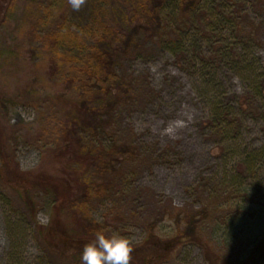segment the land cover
Instances as JSON below:
<instances>
[{
  "label": "rangeland",
  "instance_id": "rangeland-1",
  "mask_svg": "<svg viewBox=\"0 0 264 264\" xmlns=\"http://www.w3.org/2000/svg\"><path fill=\"white\" fill-rule=\"evenodd\" d=\"M241 1L248 27L237 31L226 25L219 44L227 47L215 54L195 29L181 48L189 58L167 40L149 39L142 29L131 33L128 44L123 32L116 44L107 38L99 42L103 48L117 46L113 72L102 84L119 95L100 103L98 120L104 127L77 128L74 146L66 152L71 153L78 137L83 144L102 141L109 147L113 132L120 131L144 155L115 159L104 171L106 190L85 203L86 214L100 218L105 232H120L140 248L147 224L157 222L169 230L168 217L161 220L164 210L180 209L193 217L207 195L234 183L228 201L217 204L215 219L196 217L203 219L199 229L205 225L199 233L221 248L235 241L252 247L264 240V197L259 194L264 191V157L254 178H245L239 165L254 150L264 154V0ZM105 3L101 12L96 0H86L79 10L70 0H0V127L21 172L63 176L65 162L55 160L56 154L51 160L43 154L65 122V104L55 96L66 89L80 94L77 84L66 83L67 77L98 44L102 15L116 8L109 0ZM65 16L74 23L70 29L63 27ZM48 34L61 36L53 52L43 42ZM25 88L32 93L29 101L17 96ZM214 108L221 122L215 120ZM85 172L90 175L94 167ZM20 187L25 192L27 186ZM34 195L38 210L32 220L22 197L0 183V264H82L81 259L61 260L49 252L37 228L50 225L52 202L41 192ZM68 218L64 220L70 223ZM253 260L264 264V250ZM156 264L206 263L202 249L187 244Z\"/></svg>",
  "mask_w": 264,
  "mask_h": 264
},
{
  "label": "trees",
  "instance_id": "trees-1",
  "mask_svg": "<svg viewBox=\"0 0 264 264\" xmlns=\"http://www.w3.org/2000/svg\"><path fill=\"white\" fill-rule=\"evenodd\" d=\"M106 1L96 0V9L101 12L105 11L107 9L105 4H108L105 3ZM201 1L109 0L110 3L115 4L116 8L108 10L106 15L105 13L102 15L104 19L98 44L87 51L84 61L78 60L80 66L74 68L72 77H67L66 83L68 85L70 83L77 84L81 95H71L69 89H66L55 96L65 104V122L59 129L60 133L56 134L55 132L52 146L43 149V154L45 157H50L49 160L56 154L59 158L55 160L62 161V164L65 162L63 176L50 175L45 171H39V174L34 176L29 175L31 172H21L15 160L14 151L9 147L6 136L4 137L5 130L0 127V183L11 188L19 194L20 198L22 197L21 199L25 201L26 211L32 220L36 218L38 210L33 199L35 192H41L51 199L50 225L48 227L40 226L37 229L42 240L46 242L49 252L51 251L61 260L73 259L77 262L78 259H81L83 246L94 239L97 231L102 230L101 225L86 214L84 207L93 194L99 195L106 190L105 168L112 165L119 156L126 154L132 155L134 160L144 157L132 141L124 140L120 131L122 135L118 131L113 132L114 136L111 135L112 144L109 147H106L102 141L83 144L78 137V144L75 143V148L72 147L71 153L66 152L70 146H74L72 140L77 128L85 131L87 128H91L93 131H97L104 127L100 118L98 120L102 109L100 103L103 100L111 102L119 95H113L111 90L102 84V81L109 78L113 72V62L117 56L114 49L116 50L117 46L110 45L112 49L103 48L100 47L101 43L99 42H104L107 38L109 43L115 42L116 44L119 41L118 36L123 32L128 38L125 41L128 44L132 38L131 33L142 29L147 32L149 39L155 42L167 40L169 43L177 45L176 48L184 51L181 49L184 46V40L190 35V31L195 29L211 43L212 51L215 54L227 47L219 44L222 39L220 34L226 25L237 31H244L248 27L245 2L241 0H207L202 4ZM69 20L67 16L63 18L64 28L70 29L73 26L74 23H69L71 22ZM60 41L61 36L60 39L49 34L43 36V42L45 45L49 44L50 52L54 51L53 48H57ZM68 57L66 56V58ZM183 57L189 58L186 52ZM62 58L60 56V60H63ZM67 60L70 61L69 58ZM204 69L207 76V66H204ZM30 93L31 90L25 88L17 96L22 95L29 101L32 94ZM51 98L55 99L53 96ZM214 110L216 120L219 118V111L216 108ZM253 152L246 155V159L239 163L242 172L245 173L244 177L248 179L258 175L259 162L264 157V154L260 156L258 153L256 154L255 150ZM76 163H78V170L72 168ZM90 167H94V172L85 175L86 169ZM97 180L99 182H96ZM21 185H26L30 192L26 187L24 188L25 192H22ZM233 186H235L234 183ZM233 186H230V183H224L221 188L212 193L214 196L211 193L209 195L211 197L207 195L201 204L200 214L197 213L193 217H190L186 212L182 213L180 209L164 210L161 220L168 217L169 230L161 229L157 222L147 224L146 237L140 244V248L133 246L130 264H156L168 260L178 248L187 244H193L202 249L206 264H255L254 255L264 250V240L252 247L243 241H235L230 243L227 248H221L222 245L218 246V243L212 245L199 233L205 226L203 224L199 229V223L209 217L212 220L215 219L213 215L215 209H219L221 203L228 201L229 191ZM259 194L264 197V191L260 190ZM74 197L76 198L72 199ZM218 203L220 204L217 205ZM67 213L69 215L65 216ZM199 215H202L203 219L195 220ZM67 217H69L70 223L64 220ZM12 234L15 235V233ZM52 235H57L58 240L56 241ZM14 242L15 247L17 243ZM158 248L162 249V252H159Z\"/></svg>",
  "mask_w": 264,
  "mask_h": 264
},
{
  "label": "clouds",
  "instance_id": "clouds-1",
  "mask_svg": "<svg viewBox=\"0 0 264 264\" xmlns=\"http://www.w3.org/2000/svg\"><path fill=\"white\" fill-rule=\"evenodd\" d=\"M86 0H70L74 10H79ZM97 223L102 220L97 218ZM133 251L132 240L117 231L99 230L94 239L83 246L82 264H130Z\"/></svg>",
  "mask_w": 264,
  "mask_h": 264
}]
</instances>
